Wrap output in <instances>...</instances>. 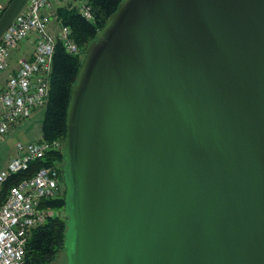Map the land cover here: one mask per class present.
Wrapping results in <instances>:
<instances>
[{
  "label": "water",
  "instance_id": "water-1",
  "mask_svg": "<svg viewBox=\"0 0 264 264\" xmlns=\"http://www.w3.org/2000/svg\"><path fill=\"white\" fill-rule=\"evenodd\" d=\"M61 152L66 264H264V0H121Z\"/></svg>",
  "mask_w": 264,
  "mask_h": 264
},
{
  "label": "built area",
  "instance_id": "built-area-1",
  "mask_svg": "<svg viewBox=\"0 0 264 264\" xmlns=\"http://www.w3.org/2000/svg\"><path fill=\"white\" fill-rule=\"evenodd\" d=\"M5 0H0V12ZM74 7L86 21L92 22L89 5L82 0H28L26 8L16 15L0 36V73L7 67L9 51L24 39H31L29 59L18 61L17 68L0 86V139L12 123L28 117L42 106L48 91L53 47L58 41L67 53H76L70 29L59 25L54 34L49 23L56 19L55 9ZM58 139L17 143L7 169L0 171V187L5 178L24 170L28 162L49 151L61 149ZM57 171L53 166H40L31 176L10 186L0 204V264H24V244L29 230L52 216L43 202L58 197Z\"/></svg>",
  "mask_w": 264,
  "mask_h": 264
},
{
  "label": "trees",
  "instance_id": "trees-1",
  "mask_svg": "<svg viewBox=\"0 0 264 264\" xmlns=\"http://www.w3.org/2000/svg\"><path fill=\"white\" fill-rule=\"evenodd\" d=\"M85 1L90 7L92 22L84 20L74 7L61 6L55 9L59 25H65L70 29L77 52L67 53L58 41L54 44L48 91L40 122L41 138L44 140L58 139L63 143L69 90L75 82L81 56L86 45L93 40L95 32L102 27L106 17L115 11L121 0ZM62 159L61 149L49 151L43 157L28 162L24 170L9 174L0 187V204L4 201L10 186L28 178L40 166H53L58 172ZM43 204L61 207L63 196L47 200ZM64 231L65 221L56 216H50L42 224L31 228L24 244V264L51 263L56 254L63 249Z\"/></svg>",
  "mask_w": 264,
  "mask_h": 264
},
{
  "label": "crops",
  "instance_id": "crops-1",
  "mask_svg": "<svg viewBox=\"0 0 264 264\" xmlns=\"http://www.w3.org/2000/svg\"><path fill=\"white\" fill-rule=\"evenodd\" d=\"M28 0H5L4 6L0 12V36L6 26L14 19L16 15L21 13L27 6ZM61 2L58 7L64 6ZM59 26L58 20L54 19L49 23L48 29L51 34H54ZM32 52L31 39H24L17 44L15 48L9 51L7 57V67L0 73V86L3 84L8 74L13 73L17 68L18 61L21 59H29ZM33 112V111H32ZM21 122L12 123L5 135L0 139V145L7 149L6 159L11 155L12 147L15 142V137L22 134Z\"/></svg>",
  "mask_w": 264,
  "mask_h": 264
},
{
  "label": "rangeland",
  "instance_id": "rangeland-1",
  "mask_svg": "<svg viewBox=\"0 0 264 264\" xmlns=\"http://www.w3.org/2000/svg\"><path fill=\"white\" fill-rule=\"evenodd\" d=\"M45 102L42 106L33 110V112L28 117L18 121L21 122L20 126H21L22 134L19 135L18 138L15 137V142L12 147L11 155L13 154L15 145L17 143H29V142H36L38 140H44L41 138L40 122H41V117ZM6 154H7V149L4 148L2 145H0V171L7 169L9 158L11 157V155L7 158V160H5ZM60 196H61V192L59 193L58 197ZM44 205L50 210V214H52V216H56L57 218L66 221V217L63 213L62 206L56 208L50 205H46V204ZM49 264H66V256L64 253V248L56 254L54 260Z\"/></svg>",
  "mask_w": 264,
  "mask_h": 264
},
{
  "label": "flooded vegetation",
  "instance_id": "flooded-vegetation-1",
  "mask_svg": "<svg viewBox=\"0 0 264 264\" xmlns=\"http://www.w3.org/2000/svg\"><path fill=\"white\" fill-rule=\"evenodd\" d=\"M61 149H62V146H61ZM62 164H63V159H62V162L60 163V165L58 167L57 178H58L59 191L61 192V196L64 197L65 186L63 184L62 177H61V166H62ZM62 208H63V206H62ZM63 213H64V211H63ZM65 217H66V215H65Z\"/></svg>",
  "mask_w": 264,
  "mask_h": 264
}]
</instances>
